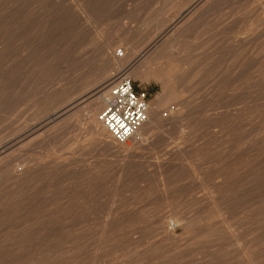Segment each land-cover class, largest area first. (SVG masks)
<instances>
[{"label": "rangeland", "instance_id": "1", "mask_svg": "<svg viewBox=\"0 0 264 264\" xmlns=\"http://www.w3.org/2000/svg\"><path fill=\"white\" fill-rule=\"evenodd\" d=\"M215 1L188 25L178 0H0V148L20 142L8 160L28 172L0 178V264H264V0ZM149 46L186 63L185 91L170 101L141 64L117 66L163 121L122 164L90 134V98L116 51Z\"/></svg>", "mask_w": 264, "mask_h": 264}, {"label": "bare ground", "instance_id": "2", "mask_svg": "<svg viewBox=\"0 0 264 264\" xmlns=\"http://www.w3.org/2000/svg\"><path fill=\"white\" fill-rule=\"evenodd\" d=\"M59 1V0H58ZM64 1V0H62ZM179 1V4L178 5L179 7L182 6L183 8H186V14H182L181 16V21L186 20V23L189 25V23L191 24V20L193 18H197L203 14H206L209 12V7H207V2H204L205 0H196L194 3H191L189 0H178ZM215 1V0H214ZM218 1V0H217ZM41 2V1H39ZM50 2V1H49ZM53 2V1H52ZM42 3V2H41ZM51 3V2H50ZM58 3V2H57ZM215 3H217L215 1ZM214 3V4H215ZM54 4H55V0H54ZM59 4V3H58ZM70 4V3H69ZM211 4V3H210ZM214 4L212 6H214ZM218 4V3H217ZM22 5V4H21ZM57 5V4H56ZM82 5V4H81ZM80 5V6H81ZM206 5V6H205ZM216 5V4H215ZM33 6H34V3H33ZM67 6V5H66ZM79 6V7H80ZM209 6V4H208ZM211 6V8H212ZM45 7V6H44ZM22 8V7H21ZM12 9V8H11ZM19 8H17L18 10ZM88 9V8H87ZM180 9V8H179ZM30 10V9H29ZM31 10H32V7H31ZM35 10V9H34ZM33 10V11H34ZM177 10V9H176ZM213 10V9H212ZM23 11V10H22ZM40 11V10H39ZM44 11V10H43ZM76 11V10H75ZM26 12V10H25ZM28 12V11H27ZM31 12V11H30ZM16 13V12H15ZM29 13V12H28ZM36 13V12H35ZM40 13V12H39ZM75 13V12H74ZM180 13V12H179ZM18 14V13H16ZM15 14V15H16ZM21 14V13H20ZM18 14V15H20ZM27 14V13H26ZM30 14V13H29ZM32 14V13H31ZM30 14V15H31ZM11 15V14H10ZM38 15V14H37ZM40 15V14H39ZM92 15V14H91ZM13 16V14L11 15ZM17 16V15H16ZM45 16V15H44ZM26 17V16H25ZM10 18V17H9ZM35 18V16L33 17ZM90 18V17H89ZM261 18V17H260ZM12 19V17H11ZM14 19V18H13ZM25 19V18H24ZM257 19V18H256ZM19 20V19H18ZM4 21V20H3ZM13 21V20H12ZM10 21V22H12ZM21 21V20H20ZM201 21V20H200ZM261 21V20H260ZM189 22V23H188ZM258 22V21H257ZM262 22V21H261ZM16 23V22H15ZM18 23V22H17ZM23 23V22H22ZM21 23V25H22ZM29 23V22H28ZM20 24V23H19ZM19 24H17L19 26ZM257 24V23H256ZM254 24V25H256ZM259 24V23H258ZM14 26V25H13ZM86 26V25H85ZM257 26V25H256ZM260 26V25H259ZM9 27V26H8ZM16 27V25H15ZM13 27V28H15ZM248 27V26H247ZM20 28V27H19ZM243 28V27H242ZM249 28V27H248ZM245 29V28H244ZM17 30V29H15ZM19 30V29H18ZM17 30V31H18ZM15 31V32H17ZM255 31V30H254ZM14 32V30H13ZM249 32V30L247 31ZM256 32V31H255ZM253 32V33H255ZM252 34V33H250ZM254 35V34H253ZM180 41V40H178ZM125 42V41H124ZM182 43V42H181ZM123 44V43H122ZM151 45V44H150ZM111 46V45H110ZM155 46V44L153 45ZM108 47V45H107ZM181 47V46H180ZM116 48V47H115ZM153 47L150 48V46L148 47V49L144 50L146 51L144 53V55L142 54V57L139 56L138 53H135L134 51L132 52V54H128V53H124L123 51L120 52V55L118 53V51L115 52V56L112 58V62L110 64V71L112 70H115L116 73H114L113 75H110L111 73H109L110 71L107 70L105 71L106 73H104V76H102L103 78L105 79H108V81L106 82V87H105V90H103L102 94L99 95L97 94L96 96H92L90 98V101L94 104L93 105V110H92V114L90 115L89 117V130H90V134L93 135L94 137H97L101 143V147L108 153L110 154H113V155H116V157H118V159H120V162L122 164H128V163H131L133 162L134 160H136L139 156L138 155V152L137 150L139 149H142L143 147H145V143L148 142L147 141V136L148 135H151L154 131H156L157 129L159 130V126H162L161 124H163V121H161V117H160V112L159 110H153V109H150V112H149V121L141 128V130L139 131L137 137L135 139H133L131 142H129L128 144L126 145H119L117 144L115 141H113L109 135V133L107 132V130L105 129V127L102 125V123L100 122L99 120V113H100V108L101 107V104L103 103V101L106 102V100L109 98V88L111 87V85L114 83L116 77L118 75H120L123 71H129L128 69H120V71L118 70V65H120L119 67H123L125 66V68H128L130 67L131 65H136L138 64V68H135L136 69V72L137 73H140V74H154V75H157L160 79H162V81L165 83L166 85V90H167V94L169 96V99L170 101L174 98L175 96V92H182V91H185L183 89L184 88V82H185V79L187 78L186 76V70H185V66H186V63L182 61H176V59H171V58H167V56L165 55L164 58L161 57L160 54L152 57V58H149V54L152 53L151 50H152ZM182 48V47H181ZM154 49V48H153ZM105 52H106V49H103ZM116 50V49H115ZM184 52V51H183ZM166 53V52H165ZM144 59V62H142ZM156 64H159V67H156ZM191 64V63H190ZM165 65V66H164ZM109 66V65H108ZM164 66V67H163ZM160 70H158V69ZM122 70V71H121ZM134 71V70H133ZM158 71V72H157ZM135 72V71H134ZM189 74V73H188ZM129 75H130V71H129ZM260 75V74H259ZM131 77V76H130ZM144 77V76H143ZM197 78V77H195ZM258 79V78H257ZM259 79H262L259 77ZM188 80V79H187ZM264 80V79H263ZM263 80H260V81H263ZM194 81V80H193ZM188 82V81H187ZM191 82V81H190ZM264 82H262L261 84H263ZM259 84V83H258ZM264 85V84H263ZM186 87V86H185ZM260 88V86H259ZM262 88V87H261ZM260 90V89H259ZM263 90V89H262ZM264 92V90H263ZM261 91V93H263ZM92 93V92H91ZM184 95V93H183ZM177 96V94H176ZM175 96V97H176ZM89 99V98H88ZM178 100V99H177ZM180 101V100H179ZM104 102V104H105ZM182 102V101H180ZM245 104V103H244ZM103 106V105H102ZM158 109V108H157ZM261 111V110H260ZM185 113V112H184ZM261 113V112H260ZM212 114V113H211ZM174 116V115H173ZM181 113L180 115H178L177 117H172L170 120H167L165 122H167L166 124H169L170 126H174V125H177L179 122L178 120L181 119ZM185 116V115H184ZM196 118V117H195ZM88 119V118H87ZM178 122V123H177ZM248 122V121H247ZM186 123V121H185ZM190 123V122H189ZM179 125V124H178ZM201 126V125H200ZM164 129V128H163ZM170 130V129H169ZM171 132V131H170ZM238 133V132H237ZM261 133V132H259ZM258 134V133H257ZM256 134V135H257ZM163 135V134H162ZM259 135V134H258ZM263 135V134H261ZM260 136V135H259ZM91 137V136H90ZM150 137V136H148ZM253 137V136H252ZM254 137H257V136H254ZM250 138V137H249ZM260 138V137H259ZM262 138V137H261ZM264 138V137H263ZM80 139V138H79ZM168 139V138H167ZM180 139V138H179ZM252 139V138H251ZM256 139V138H255ZM254 139V141H255ZM257 140V139H256ZM261 140V139H260ZM264 140V139H263ZM251 141V140H250ZM241 142V141H240ZM79 143V142H78ZM245 143V142H244ZM250 143V142H249ZM255 143V142H254ZM20 142H10V143H7V144H4L2 145V148H0V178H6L8 179L10 182H13L14 186L17 184H20V186L24 185V181L26 179V176L28 174L27 172V167L24 166V164H21V162H19L18 160H15V161H10L8 160V155L9 153L14 149V147H16L17 145H19ZM97 144V143H96ZM148 144V143H147ZM248 144V143H247ZM252 144V143H251ZM99 145V143H98ZM254 145V144H253ZM244 146V144H243ZM250 146V145H249ZM264 146V145H263ZM1 147V146H0ZM237 147V146H236ZM238 147H241L238 146ZM246 147H248V145H246ZM245 146L243 148H246ZM252 147V146H251ZM251 147H248V148H251ZM255 147V146H253ZM261 147V146H260ZM181 148V147H180ZM242 148V149H243ZM263 149V147H261ZM179 149V148H178ZM177 149V150H178ZM256 149V148H255ZM102 150V149H101ZM180 150V149H179ZM178 150V151H179ZM236 150V149H235ZM241 151V149H239ZM239 150L237 152V154L239 153ZM252 149H250V152H251ZM169 151V150H168ZM182 151V150H181ZM181 151H179L181 153ZM246 151L247 154H248V151L247 150H243V152ZM256 151V150H255ZM254 150L252 152H255ZM13 152H15L13 150ZM142 152V151H141ZM259 152V150H258ZM261 153V152H260ZM11 154V153H10ZM142 154V153H141ZM239 154H242V153H239ZM246 154V155H247ZM171 156L173 155H176V153H171L169 154ZM245 155V154H244ZM238 156V155H237ZM236 156V158H237ZM241 156V155H240ZM264 155L262 156H259V157H263ZM242 157V156H241ZM245 157V156H244ZM235 158V157H234ZM240 158V157H238ZM247 158V157H245ZM260 158V159H261ZM54 159V158H53ZM242 159V158H241ZM249 159V157H248ZM256 159V157H255ZM259 159V158H258ZM168 160V159H167ZM236 160V159H235ZM239 159H237L238 161ZM245 160V159H243ZM242 160V162H243ZM263 160V159H262ZM241 162V161H240ZM241 162V163H242ZM249 162V160H248ZM252 162V164L250 163V165H253V161H250ZM256 163V161H254ZM262 161H260L261 163ZM167 164L170 165V161L169 163H162V164H157V168L159 171H162L163 169H166L167 167ZM245 164V163H244ZM244 164H243V167H244ZM259 164V163H258ZM234 166L238 165V163H236V165L233 163ZM233 165H232V168H233ZM249 165V166H250ZM255 165V164H254ZM27 166V165H26ZM171 166V165H170ZM242 166V165H241ZM248 166V168H249ZM76 167V166H75ZM78 168V167H77ZM222 168V167H221ZM236 168V167H235ZM238 169V167L236 168ZM241 169V168H240ZM251 169V167H250ZM77 170V169H76ZM231 170V169H230ZM233 170V169H232ZM235 170V169H234ZM246 170V169H245ZM263 170V169H262ZM30 171V170H29ZM237 171V170H236ZM235 171V172H236ZM242 171V169H241ZM247 171V170H246ZM219 172V171H218ZM244 172V170H243ZM249 172V171H248ZM220 173V172H219ZM225 173V172H224ZM245 173V172H244ZM221 174V173H220ZM227 174V173H226ZM241 173H239L238 175H240ZM247 174V173H246ZM229 175V174H228ZM245 175V174H244ZM250 175V174H249ZM235 177V176H234ZM223 178V177H222ZM225 178V177H224ZM227 178V177H226ZM258 178V177H257ZM242 179V178H241ZM222 181V180H221ZM223 182V181H222ZM226 183V181H224ZM223 183V184H225ZM228 183V182H227ZM220 184V183H219ZM229 184V183H228ZM251 184V183H250ZM253 184V183H252ZM226 185V184H225ZM232 185V184H231ZM37 186V185H36ZM226 188V187H225ZM24 189V188H23ZM228 189V188H226ZM34 190V189H33ZM230 190V189H229ZM29 191V190H28ZM27 191V192H28ZM218 191V190H217ZM206 193V192H205ZM213 193V192H211ZM26 194V193H25ZM168 194V193H167ZM228 194V193H227ZM9 195V194H8ZM226 195V194H225ZM250 195V194H249ZM18 196V195H17ZM210 196V195H209ZM215 196V195H214ZM221 196V195H220ZM218 197V195H217ZM213 198V197H212ZM32 199V198H31ZM215 200V198H213ZM224 201V199H221ZM215 202V201H214ZM220 205H221V202L220 201ZM11 203V202H10ZM216 204H217V201H216ZM222 204H225V203H222ZM221 207V206H220ZM32 208V207H31ZM219 208V207H218ZM223 208V207H222ZM219 210V209H218ZM11 211V210H10ZM80 213V212H79ZM221 214V213H220ZM12 215V214H11ZM182 216V215H181ZM222 216V215H221ZM220 216V217H221ZM10 217V216H9ZM76 217V216H75ZM82 217V216H81ZM4 218V217H3ZM215 218V217H214ZM224 218V217H223ZM77 220V219H76ZM160 225H161V232H159V234H161V236L163 235V240L164 242L165 241H168L170 244H173L175 243V229L178 227L177 224H173L172 223V219L170 218H160ZM40 223V222H39ZM38 223V224H39ZM120 223V222H119ZM176 223V222H174ZM223 223V222H222ZM225 223V222H224ZM227 223V222H226ZM122 224V223H121ZM158 224V223H157ZM120 225V224H119ZM225 225V224H224ZM229 225V224H228ZM226 225V226H228ZM43 226V225H42ZM118 227V226H117ZM34 228V227H33ZM227 228V227H225ZM223 229V228H222ZM229 229V228H228ZM230 229H232V227L230 226ZM114 230V229H113ZM263 230V229H262ZM77 231V230H76ZM160 231V230H159ZM231 232V230H230ZM234 232V231H233ZM41 234V233H40ZM234 234V233H233ZM77 235V234H76ZM214 235H217V236H220L221 238H223L225 235H224V229L222 232H219V233H216ZM223 236V237H222ZM227 236V235H226ZM40 237V236H39ZM29 238V237H28ZM33 238V237H32ZM43 238V237H42ZM177 238V237H176ZM204 238V237H203ZM201 239V238H200ZM206 239V238H205ZM208 239V238H207ZM206 239V240H207ZM212 239V238H210ZM215 239V238H214ZM260 239V238H259ZM263 239V238H262ZM261 239V240H262ZM233 245L235 243V237L233 239ZM243 240V239H242ZM14 241V240H13ZM179 241V240H178ZM216 241V240H215ZM232 241V240H231ZM247 241V240H246ZM260 241V240H259ZM26 242V241H25ZM155 242V241H154ZM258 242V241H257ZM263 242V241H261ZM37 243V242H36ZM74 243V242H73ZM157 245H158V242L156 241ZM166 243V242H165ZM232 243V242H231ZM243 242L241 240H238L235 244H242ZM248 243V242H247ZM252 243V242H251ZM256 243V241H255ZM160 244V243H159ZM168 244V243H167ZM246 244V243H245ZM250 244V243H249ZM259 243H256L255 245L259 246L258 245ZM86 245V244H85ZM250 245H254L253 243L250 244ZM80 246V245H79ZM168 246V245H167ZM228 246V245H227ZM237 245H235L234 247H236ZM257 246H255L257 248ZM28 247V246H27ZM155 247V246H154ZM158 247V246H157ZM240 247V246H239ZM243 247V246H242ZM248 247V246H246ZM245 247V248H246ZM252 247V246H251ZM254 247V248H255ZM31 248V247H30ZM168 248V247H167ZM88 249V247H87ZM244 249V248H242ZM261 249V248H260ZM241 250V249H240ZM253 250V249H251ZM156 251V250H155ZM171 251V250H169ZM202 251V250H201ZM221 251V250H220ZM246 251V250H244ZM249 251V250H247ZM80 252V251H79ZM152 252V251H151ZM219 252V251H218ZM234 252V251H233ZM235 252H238V251H235ZM243 252V251H242ZM254 252V251H253ZM256 253L258 252L259 253V250L257 248V251H255ZM254 252V253H255ZM262 252V250H261ZM82 253V252H81ZM85 253V252H84ZM158 253V252H157ZM156 253V254H157ZM163 253V252H162ZM252 253V252H251ZM255 253V254H256ZM264 253V252H262ZM92 254V253H91ZM165 254V253H164ZM163 254V255H164ZM244 254V253H243ZM242 254V256H244ZM245 258H248V255L250 256V254L248 253L247 255V252H245ZM136 255V254H135ZM160 255V253L157 254V256ZM239 255V253H238ZM252 255V254H251ZM258 255V254H257ZM256 255V257H257ZM260 255V254H259ZM258 255V257H259ZM241 256V255H240ZM241 256V257H242ZM247 256V257H246ZM261 256H264L263 254H261ZM79 257V256H78ZM86 257V256H85ZM167 257V256H166ZM239 257V256H238ZM237 257V258H238ZM239 257V258H241ZM253 257H254V254H253ZM23 258V257H22ZM236 258V257H235ZM238 258V260H239ZM243 258V257H242ZM251 258V257H250ZM255 258V257H254ZM163 259V258H162ZM161 259V260H162ZM249 259V258H248ZM252 259V258H251ZM234 260V259H233ZM237 260V261H238ZM261 260V259H260ZM263 260V259H262ZM261 260V261H262ZM85 261V260H84ZM160 261V260H159ZM255 261V260H254ZM79 262V259H77V263ZM81 262V261H80ZM86 262V261H85ZM259 262V261H258ZM264 263V261H262ZM159 262L157 261V264ZM253 263V262H252ZM254 264V263H253Z\"/></svg>", "mask_w": 264, "mask_h": 264}, {"label": "built area", "instance_id": "3", "mask_svg": "<svg viewBox=\"0 0 264 264\" xmlns=\"http://www.w3.org/2000/svg\"><path fill=\"white\" fill-rule=\"evenodd\" d=\"M149 112L148 94L138 92L129 71H123L109 88V98L99 114V120L113 141L126 145L149 121Z\"/></svg>", "mask_w": 264, "mask_h": 264}]
</instances>
